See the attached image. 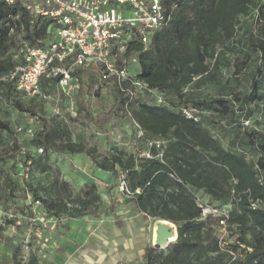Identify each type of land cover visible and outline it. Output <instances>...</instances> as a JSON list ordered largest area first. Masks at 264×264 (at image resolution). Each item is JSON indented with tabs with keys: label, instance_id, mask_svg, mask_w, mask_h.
Segmentation results:
<instances>
[{
	"label": "trees",
	"instance_id": "1",
	"mask_svg": "<svg viewBox=\"0 0 264 264\" xmlns=\"http://www.w3.org/2000/svg\"><path fill=\"white\" fill-rule=\"evenodd\" d=\"M161 3L168 21L150 35L146 49L136 42L129 51L139 52L137 77L159 92L163 102L157 103L153 94H139L125 108L123 94L114 89L119 108L144 134L162 143L152 146L146 157L116 149L96 155L95 148L88 149L71 138L66 123L55 121L49 127L44 125L32 140L43 147L42 154L35 153L43 164L50 150L85 153L97 168L113 176L123 174L127 200L144 219L167 220L176 226V239L164 248L146 245L141 258L136 259L138 264H264V0ZM241 27L242 34L238 35ZM54 28L49 18L35 15L21 0L0 3L2 91L22 96L12 81L1 77L22 64L23 44L43 46ZM229 52L242 53L245 59L242 64L249 91L243 95L247 103L244 117L248 119L256 112V123L262 128L242 127V132L224 146L212 133L213 121L203 114L225 115L223 96L231 92L220 87L219 76L220 64ZM209 83L220 88L218 94L206 97L197 92ZM13 106L35 114V105L26 107L14 99ZM15 148L16 144L12 150ZM248 151L255 156L247 155ZM26 156L30 158L29 153ZM47 168L43 165L44 170ZM196 191L215 203L212 208L226 213L203 216L201 205L205 203L198 202ZM44 192L39 197L42 205L58 217L96 213L101 203L95 183H86L75 192L68 181L54 177ZM222 227L227 237L220 239ZM228 237L233 240L227 241ZM19 255L20 247L12 245L13 264H20ZM25 264H42L35 249ZM115 264L134 262L119 260Z\"/></svg>",
	"mask_w": 264,
	"mask_h": 264
},
{
	"label": "rangeland",
	"instance_id": "2",
	"mask_svg": "<svg viewBox=\"0 0 264 264\" xmlns=\"http://www.w3.org/2000/svg\"><path fill=\"white\" fill-rule=\"evenodd\" d=\"M241 34L242 27L238 31ZM242 61V53L229 52L220 64V87L231 92L230 96H223L226 102L221 109L225 115L203 114L213 121L212 133L224 146L242 132V127L262 128L256 123V112L248 119L244 117L247 103L243 95L249 91V80ZM79 80L80 89L69 97L46 77L40 81V94L32 100L30 96L7 94L0 87V264H13L12 245L20 247V264L26 263L31 249L37 251L42 264H112L114 258L109 251L123 257L126 245L134 253L128 258H135L133 262L138 264L139 248L143 252L146 245H152L157 219H144L127 200L120 188L123 174L113 176L97 168L85 153L50 150L46 164L35 153L36 147L42 145H35L32 140L44 125L49 127L55 121L66 123L71 138L83 142L88 149L95 148L96 155L116 149L146 157L152 146L162 143L159 138L144 134L119 108L118 93L111 83L99 80L89 68L79 74ZM219 91L218 86L209 83L197 92L211 97ZM14 99L26 107L35 105V114L16 109ZM14 144L16 148L12 150ZM254 154L247 152L250 157ZM43 165L48 168L44 170ZM54 177L68 181L75 192L86 183H95L101 197L97 212L78 218L47 212L39 197L44 196V187ZM195 195L199 203H205L203 208L215 204L200 191ZM37 198L39 204L35 203ZM108 234H116V240H110Z\"/></svg>",
	"mask_w": 264,
	"mask_h": 264
},
{
	"label": "built area",
	"instance_id": "3",
	"mask_svg": "<svg viewBox=\"0 0 264 264\" xmlns=\"http://www.w3.org/2000/svg\"><path fill=\"white\" fill-rule=\"evenodd\" d=\"M21 1L29 11L49 18L55 26L43 46L23 44L22 64L1 77L3 81H12L22 96L39 95L40 81L46 77L52 78L69 97L81 87L79 74L89 68L99 80L111 83L123 94L125 108L139 94H153L157 103L163 102L159 92L137 77L139 52L129 51L136 42L143 46L142 50L146 49L150 35L168 21L161 0ZM36 152L42 154L43 147H36ZM120 188L128 195L123 181ZM35 203L39 204V200ZM220 212L226 213L218 208H202L203 216ZM220 223L223 225L224 220ZM221 230L220 239L226 233L224 227Z\"/></svg>",
	"mask_w": 264,
	"mask_h": 264
},
{
	"label": "water",
	"instance_id": "4",
	"mask_svg": "<svg viewBox=\"0 0 264 264\" xmlns=\"http://www.w3.org/2000/svg\"><path fill=\"white\" fill-rule=\"evenodd\" d=\"M172 233H175L177 237V230L174 224L169 226L161 222L157 223L156 240L154 243H152V246L156 248H164V246H166L168 243L173 242L168 241Z\"/></svg>",
	"mask_w": 264,
	"mask_h": 264
},
{
	"label": "crops",
	"instance_id": "5",
	"mask_svg": "<svg viewBox=\"0 0 264 264\" xmlns=\"http://www.w3.org/2000/svg\"><path fill=\"white\" fill-rule=\"evenodd\" d=\"M103 234V233H102ZM102 236H105V235H102ZM102 236H100V237H98L99 239L102 237ZM108 236H109V239L110 240H116V234H108ZM106 243H107V241H105ZM126 249H125V251H124V253H123V257H119V253H114L113 251H109V255H111L113 258H114V260H113V262H112V264H115L116 263V261H119V260H122V261H132L133 262V260L135 259H129L128 257H131V255H133L134 253L130 250V248L131 247H129V245H126V247H125ZM142 250H141V247L139 248V252L141 253L140 254V256L139 257H136V259H138V258H141V256H142V254H143V252H144V249H143V252H141ZM95 256V255H94ZM90 259V258H89Z\"/></svg>",
	"mask_w": 264,
	"mask_h": 264
},
{
	"label": "bare ground",
	"instance_id": "6",
	"mask_svg": "<svg viewBox=\"0 0 264 264\" xmlns=\"http://www.w3.org/2000/svg\"><path fill=\"white\" fill-rule=\"evenodd\" d=\"M159 222L164 223V224H167L169 226H172L173 225V223H171V222H169L167 220H157L154 223V226H153V229H152V239H151L152 243H154L155 240H156L157 223H159ZM175 238H176V234L175 233H172V235H170L168 241H174Z\"/></svg>",
	"mask_w": 264,
	"mask_h": 264
}]
</instances>
